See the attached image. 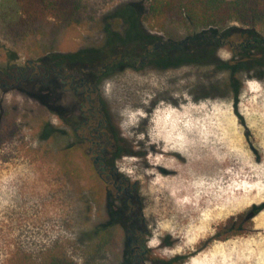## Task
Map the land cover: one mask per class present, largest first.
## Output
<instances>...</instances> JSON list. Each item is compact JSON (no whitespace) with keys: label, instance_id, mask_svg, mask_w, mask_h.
Segmentation results:
<instances>
[{"label":"rangeland","instance_id":"1","mask_svg":"<svg viewBox=\"0 0 264 264\" xmlns=\"http://www.w3.org/2000/svg\"><path fill=\"white\" fill-rule=\"evenodd\" d=\"M80 1L75 26L57 25L34 36L12 25L11 18L19 14L14 2L0 0V69L22 68L56 54L102 49L107 30L123 33L130 14L125 12L123 21L122 10L130 6L141 15V0ZM243 28L233 23L229 31ZM235 31L216 50L223 61L233 57L230 42L239 39ZM255 31L264 38V27ZM133 61L109 73L100 90L123 139L114 167L137 183L142 220L150 232L147 247L164 259L184 256L182 264H209L205 257L209 251L222 246L243 249L253 243L259 257L256 264H264V207L254 217L250 213L252 206L264 203V63L237 76L239 99L234 107L233 88L215 65L162 70ZM9 84L14 87L3 89L0 82V264H18L24 257L41 262L49 252L63 253L76 264H124L128 249L121 229L94 231L96 224L124 222L126 210L110 196L114 190L108 195L103 191L90 160L65 157L63 148L72 140V130L67 131L46 105H56L62 112L73 108L72 97L51 85ZM33 90L48 96L45 104L32 96ZM167 114L176 115L175 125L190 124L220 150L216 173L185 179L193 185L190 191L181 186L184 191L175 201L170 199V185L159 194L156 190L155 183L171 181L177 174L171 177L157 166L162 155L154 148L165 145L148 137L150 130L158 133L157 120L164 127ZM231 203L236 205L231 208ZM107 207L121 215L115 212L113 221ZM229 219L242 227V234L205 244L223 226H230Z\"/></svg>","mask_w":264,"mask_h":264},{"label":"trees","instance_id":"2","mask_svg":"<svg viewBox=\"0 0 264 264\" xmlns=\"http://www.w3.org/2000/svg\"><path fill=\"white\" fill-rule=\"evenodd\" d=\"M12 1L19 12L11 18L12 25L25 29L34 36L48 29L52 30L57 25L65 28L75 26L80 19L82 7L80 0ZM125 12H128V16L130 14L131 17H128L123 33L107 30L109 34L101 49V53L104 54L103 65H107L113 58L121 61L122 55L125 56V61L119 62L117 68L129 66L128 58L137 55H141V66L147 65L154 69L166 70L184 65H215L216 69L226 73L227 84L233 88V105L236 107L239 99L237 76L241 73H249L264 63V38L255 31L257 27H264V0H141V15L138 14V10L129 6L120 13L119 17L123 21H125ZM233 23H238L245 28L240 31H229ZM217 30L224 32L217 34ZM232 31L237 33L238 43L230 42L233 57L229 61H223L216 57L215 53L218 46L232 36H230ZM121 36H123L122 40ZM95 50L97 49L91 51ZM82 52V50L75 51L72 59L75 57L82 68H86L88 64L95 66L94 68H100L98 64L84 60L80 55ZM47 85L61 92V85L57 81L52 80ZM32 96L43 104L48 98L47 95L36 92L32 93ZM46 105L48 110L55 111L57 116L63 112V110L59 112L56 105L49 106V102ZM71 141H78V139L73 136ZM122 141L119 132H115L114 142L118 151L119 143ZM63 150L66 158L74 157L82 162H89L84 152L85 146H80L78 143L68 144ZM102 188L108 195L110 190L104 185ZM263 207L264 205L252 206L251 217L258 214ZM107 212L114 221L116 211L107 207ZM116 213L121 215L120 211ZM233 220L229 219L227 225L230 224V226L225 225L217 232L218 238L213 236L207 242L225 241L230 236L242 234V227L233 223L235 222ZM108 224V221L96 224L97 229L94 232L105 234L109 229ZM18 264L76 263L63 253L49 252L41 262L24 257L18 261ZM124 264H128V257L124 259Z\"/></svg>","mask_w":264,"mask_h":264},{"label":"flooded vegetation","instance_id":"3","mask_svg":"<svg viewBox=\"0 0 264 264\" xmlns=\"http://www.w3.org/2000/svg\"><path fill=\"white\" fill-rule=\"evenodd\" d=\"M101 51L97 49L80 54L84 60L96 63L100 68H94L95 66L91 64H85L86 68H82L75 57L72 59L75 52L60 56L51 55L48 61L42 58L29 61L22 68L8 66L0 69L1 87L3 89L14 87V84H9L13 81L18 87L29 82L39 88L52 80L57 81L61 85L62 94L72 97L73 108H66L58 116L55 111L49 112L57 117L67 131L72 130V135L78 139L66 145L78 143L80 146H85L84 152L93 163L97 178L105 188L115 191V194L111 193L110 196L119 202L123 210H126L121 217L124 222H109L107 227H118L125 236L128 264H182L184 256L164 259L147 247L150 232L147 229L148 222L142 220V209L136 193L137 183H131L114 167V162L120 157L114 142L117 129L106 114L108 111L101 98L100 86L109 73L120 69L117 65L125 61V56H121V61L113 58L104 66V54ZM136 57L141 60V55ZM136 57L128 58L127 62L136 60ZM67 131L62 132L63 136H67ZM217 234L219 233L216 232L213 236L217 237Z\"/></svg>","mask_w":264,"mask_h":264},{"label":"bare ground","instance_id":"4","mask_svg":"<svg viewBox=\"0 0 264 264\" xmlns=\"http://www.w3.org/2000/svg\"><path fill=\"white\" fill-rule=\"evenodd\" d=\"M175 118H176L175 114H167L164 119L165 122H163L164 127H161L159 125L160 121L158 120L156 121L158 123V129H159L158 133H154V130H150L148 132V137H150L152 140L160 141L165 145V149H163L162 147L154 148L155 153L162 155V156L160 155L161 156L159 162L160 164H158L157 166L162 167L164 170H166L169 174H171V177L172 175L177 174L176 176H173L171 179L169 178V180L171 181H168L167 178V182L164 181L159 182L160 181L159 180L157 183H155L158 186L156 189L158 194L161 191L170 189L168 187L167 188L164 187L167 184L173 187L172 189H170V191L173 194L170 195V199L173 201H175L177 197H180L182 191H184L180 188L181 186H183L182 188H184L185 190L190 191L193 184L191 185L189 181L185 182L184 181L185 179H191L192 176H195L196 174L214 175L216 173V169H217L216 165H219V153H220L219 146L217 144L211 143L203 136L197 134V131L192 130L193 128L191 127L190 124L175 125L174 124ZM175 131L180 132L179 136L177 137L173 136ZM150 169L152 170V168ZM154 173L155 172H153V174ZM151 177H153V175ZM177 187L179 190H176ZM229 205H232L231 206L232 208L236 204L231 203ZM260 205H264V203L262 202ZM183 208L184 206L181 208V210ZM225 210H223V212ZM252 245L253 243H247L243 247V249H234V250H228L226 248H223L225 246H222L221 248H217L213 251H209L208 254L205 256L206 261L209 264H256V261L259 260L258 252L255 249V247L252 248Z\"/></svg>","mask_w":264,"mask_h":264}]
</instances>
